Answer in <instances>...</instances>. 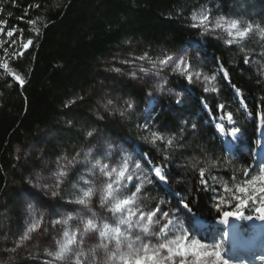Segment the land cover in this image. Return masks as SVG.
Returning <instances> with one entry per match:
<instances>
[{"label": "trees", "instance_id": "trees-1", "mask_svg": "<svg viewBox=\"0 0 264 264\" xmlns=\"http://www.w3.org/2000/svg\"><path fill=\"white\" fill-rule=\"evenodd\" d=\"M200 11L234 19L243 28L250 24L252 32L234 43L204 37L192 26V15ZM0 25L5 28L0 32V63H8L25 80L21 86L0 68V264L44 263L45 229L51 220L43 210L52 186L49 175L73 161L80 164L89 149L95 150V160L104 162L105 153H96L107 144L146 164L155 159L165 171L169 202L178 206L187 200V210L197 218H220L218 204L229 203L221 213L238 210L240 196L225 198L229 187L214 188L217 194L211 189V195L221 198L212 202L200 189L199 172L203 169L206 177L215 164L224 180L234 185L244 175L251 179L257 170L251 151L242 150L256 147L257 121L264 122V0H0ZM13 29V37H8L7 30ZM29 39L33 44L24 50L22 44ZM189 41L199 45L194 51L196 66L218 83L215 94L183 83L179 98L155 100L143 114L137 113V102L124 116L108 122L89 115L90 96L104 79L101 61L115 50L127 42L170 50L188 47ZM21 51L24 55L17 56ZM239 89L247 104L243 110L232 93ZM117 92L140 101L141 91L132 84ZM219 104L233 114L232 127L241 135L239 147L229 156L209 119ZM88 131L94 136L88 137ZM153 132L163 139L155 140ZM112 151V160H119ZM160 190L152 187L149 198L159 197ZM250 201L239 209L245 216L251 215ZM242 220L248 233L247 219ZM170 238L157 239L155 248ZM166 253L162 250L159 258L165 261ZM136 254L141 257L144 252Z\"/></svg>", "mask_w": 264, "mask_h": 264}, {"label": "rangeland", "instance_id": "rangeland-1", "mask_svg": "<svg viewBox=\"0 0 264 264\" xmlns=\"http://www.w3.org/2000/svg\"><path fill=\"white\" fill-rule=\"evenodd\" d=\"M204 15L208 17L209 27H213L216 21L221 20V18H223L224 23L220 28H215L214 31H206L205 27L198 23L199 18ZM197 17V28L204 37L234 43L247 35L244 37L236 35L237 29L243 31L245 28L238 23L237 29H232L229 22L234 19L214 17L207 11H200ZM230 32L231 35H229ZM188 43L190 45L188 47L158 50L127 42L115 50L101 61V73H103L104 79L101 81L100 88L90 96V104L87 106L89 115L98 121H111L120 117L122 112L125 115L130 111L126 102H131L132 109L136 107L138 102L137 109L139 111L137 113L143 114L152 108L155 100L167 96L179 98V89L183 87V83L186 84L185 87H195L204 94H215L218 91L216 79L213 75L198 68L194 62L196 55L194 51L198 49L199 45L191 41ZM168 56L175 59V64L161 65L160 61L165 60ZM190 67L195 69V72L190 73L193 75L191 83L181 75V73L189 74ZM115 68H119L120 72L112 71ZM142 69L143 71H141ZM196 73L200 74L199 77L196 76ZM205 77L208 79L205 80ZM129 84L140 89V101L130 95L117 92L120 87ZM205 88L209 89L207 93L203 91ZM232 93L241 105L237 92L232 90ZM201 106L207 110L204 103ZM227 113L226 110L224 112L217 110L216 115L209 114V119L224 151L229 156L236 146L239 147L241 135L239 132L235 135L221 134L217 130L220 122L219 117L224 116L226 122ZM228 127H232V125ZM263 128L264 122L258 120L257 133L260 136V143L250 150L244 147L242 150L244 154L251 151V158L256 162L257 170L252 171L251 179L244 175L240 184L230 185L224 180L220 169L216 168L215 164L211 166L214 169L213 172L205 177L215 194H217V190L214 188L229 187L226 188L228 193H226L225 198L232 200L235 196L237 200L240 196L241 200H251L250 204L253 205V208L248 206L247 209L252 211L250 216L253 219L245 222L247 226H250L251 231H253L255 223L254 217L258 216L255 209L264 204V193L259 191L261 187H264V180L261 179L262 174H264V162H261L259 157L264 150V137L261 135ZM111 150L118 154L119 160H112ZM94 151V149H89L80 164L73 161L67 168H62L49 175L52 186L47 189L50 196L43 210L51 220L45 229L46 242L44 248L47 254L43 264L126 263L128 262L127 259L135 258L133 253L144 252L143 244H149L150 248H155L157 239L163 237L156 235V233H159L160 228L169 220L174 221L177 218L181 219L185 231L190 232L189 235L192 239L200 240L209 246L207 250H212L215 244L222 242L223 257L229 260V264H264V252L249 255V261L240 259L239 255L235 256L236 260L233 257L230 258L228 253L232 251L230 248L231 239L229 234L225 235L229 231L223 230L217 233L215 229L220 227L216 220L204 223L181 205H172L169 202L168 195L171 192L166 185V180L162 181L154 176V168L150 170V163L141 162L122 148L115 149L107 146H104L103 153H105L106 158L103 162L100 159L95 160ZM137 164L140 165V168L136 167ZM60 172H67L69 175L64 180H60ZM152 187L162 190H160L159 197L149 198V191ZM241 187L247 191L239 192L238 189ZM87 191H91L92 195L85 197L83 193ZM53 192L56 193L55 196L52 195ZM208 193L212 202H220V197L211 195V191ZM80 200H83L84 203H80ZM125 200L128 201L127 204H123ZM117 204L121 205L119 209L116 208ZM49 205L53 206L56 211H53ZM228 206L229 203L223 204L219 210ZM162 212L169 213L168 217L161 215ZM149 215H152L151 219H148ZM231 219L235 224L239 221L235 218ZM88 220H92L97 227H89ZM121 220L126 221V223L121 224ZM104 224L108 225V229H104ZM114 229H119V233L113 231ZM145 229L147 230L145 231ZM100 231H105L106 235L101 237ZM179 234L177 231L176 235ZM118 236L119 240L117 239ZM174 238L175 236L171 235L170 240ZM187 244L191 249L190 241ZM65 246L67 250L64 256L67 259L58 258L57 253L60 252L61 247ZM170 246L173 247L174 252L169 254L166 250L167 253L162 256L165 259L164 264H180L182 259L186 264H197L198 259L200 264H214V257L198 258L191 255V252L182 257L175 254L176 245ZM169 256L172 258L169 259Z\"/></svg>", "mask_w": 264, "mask_h": 264}, {"label": "snow or ice", "instance_id": "snow-or-ice-1", "mask_svg": "<svg viewBox=\"0 0 264 264\" xmlns=\"http://www.w3.org/2000/svg\"><path fill=\"white\" fill-rule=\"evenodd\" d=\"M191 19L193 21L192 26L197 27V21H198L197 15L193 14ZM29 23H32V21H29ZM198 23H199V25L204 26L206 31L210 32V31H214L215 28H220L222 26V23H224V21H223V18H221V20L216 21V23L213 27H209L210 22L208 20V17L206 15H204V16H201L199 18ZM229 23H230V27L232 29H237L238 21L232 20ZM3 31H5V28L3 25H0V32H3ZM15 32H16V29L7 30V36L13 37ZM250 32H252V26L249 24L243 31H240L239 29H237L236 35L239 37H244L247 33H250ZM229 35H231V32L229 33ZM229 43H231V41H229ZM32 44H33V41L31 39H29L26 43L22 44V48L24 50H27L29 48V46H31ZM16 55L17 56H23L24 52L21 51L19 53H16ZM160 63H161V65L175 64V59L171 56H168L165 60H161ZM245 63H250V61L246 59ZM0 68H2L5 72H7L9 74V76L12 79H14L19 85L23 86L25 84L24 78L21 77L20 75L16 74L15 72L11 71L8 63H6V62L0 63ZM112 71L120 72V69L115 68V69H112ZM141 71H143V69ZM193 72H195V69L190 67L189 68V74L181 73V75L184 76L189 83H191L193 81V75L190 73H193ZM199 75H200L199 73H196L197 77H199ZM223 75L227 80L230 81V77H228V74L226 71L223 73ZM204 79L207 80L208 77H205ZM233 88L235 89L234 85H233ZM203 91L205 93H207L209 91V89L205 88ZM237 96L241 102V110H243L244 108L247 107V104H246V99H240V97L242 96V90L241 89L237 90ZM176 103L177 104L181 103V100L177 99ZM126 104H127L128 109L131 110L132 109L131 102H126ZM261 104H264V97L261 98ZM225 107L226 106L224 104H219V105H217V110L219 112H224ZM121 116H124L123 112L121 113ZM219 120H220V122H219V127L217 130L221 134L235 135L239 131L238 128L228 127V126L235 123L233 114L231 112L227 113L226 122H225L224 116H220ZM226 123H227V126H226ZM146 127H147V124H146ZM193 128H195L194 125H193ZM86 134L88 137H93L94 131H88ZM152 136L154 137L155 140L163 139L162 136L156 134L155 132L152 133ZM168 143L171 144L172 141L169 140ZM107 147L112 148L113 145L109 144V145H107ZM96 154L97 155H104V153L100 152V151H98ZM161 159L167 160L168 158L161 157ZM151 160L153 161V163L150 164L149 166H150V170L152 168H154V176L159 178L162 181L166 180V177L164 175L163 166L162 165L161 166H155L154 165L155 159L151 158ZM136 167L140 168V165L137 164ZM113 171H115V169H113ZM68 175L69 174L67 172H60L59 173L60 180H64L65 178L68 177ZM121 175H122V173H121ZM199 177H200L199 185H200L201 191H203L205 193L208 191H211V188L209 187L208 181L205 179V172L203 171V169L200 170ZM261 179L264 180V174H262ZM253 182H254V180H253ZM109 187H111V185H109ZM137 191H139V189H137ZM238 191L243 193L247 190L245 188L241 187L238 189ZM259 191L264 193V187H261L259 189ZM52 195L55 196L56 193L53 192ZM83 195L85 197L91 196L92 192L87 191V192H84ZM28 199H29V197L25 196L24 202H27ZM237 199L239 200V198H237ZM79 202L84 203L83 200H80ZM127 203H128L127 200L123 201V204H127ZM180 204L184 209L190 210V204L187 200L182 199L180 201ZM246 204H247V201L239 200L237 211H223L222 213L220 212L219 207L217 206L216 211H217L218 215L220 216V219L217 220L216 222L218 224H222V225H229L230 218H235L236 220H241V219L252 220L253 219L252 216H245L244 213L239 210L240 208H244L246 206ZM49 207L52 208L53 211H56V209L53 208V206L49 205ZM120 207H121L120 204L116 205L117 209H119ZM255 211H256V213H258V216L256 218L259 219L260 221L264 222V204H262L260 207H257L255 209ZM161 215H163L164 217H168L169 213L162 212ZM151 218H152V215H149L148 219H151ZM120 223L124 224V223H126V221L121 220ZM198 223H199V221H198ZM87 224L89 227H92V228L97 227L93 223L92 220H88ZM229 227H230V233H234L236 241L243 243L248 238V233L246 230H244V227L242 225H229ZM104 229H108L107 224H104ZM146 230L147 229H145V231ZM113 231L119 233V229H114ZM177 231H179V233H180L179 235H176ZM189 233L190 232L188 230L185 231V227H184L181 219L177 218L174 221L169 220L166 224H164V226L162 228H160L159 233H156V235L165 236V238H167L168 235H174L175 238L169 240L168 244L161 243L158 248H150L149 244H143L144 255H143V257H140L139 255L133 253V255H135L134 264H164V261L159 258V254L164 249H166L169 254H172L174 252V249L170 245H176L175 254L180 255L182 257L188 255L189 252H191V255L196 256L198 258H200V257H214L215 258L214 264H229V260L225 259L223 257L222 242L215 244L213 246L212 250H207L209 246L206 243H202L200 240L192 239L191 236L189 235ZM228 234L229 233H225V235H228ZM65 235H67V233H65ZM99 235L101 237H104L106 235V232L100 231ZM21 239H26V236L22 237ZM117 239L119 240V236L117 237ZM188 241H190V243H191V249H189V247H188V244H187ZM66 250H67L66 246L61 247L60 252L57 253V257L67 259L64 256V253L66 252ZM150 250H151V255L148 254ZM171 258L172 257L169 256V259H171ZM127 264H133V261L129 260L127 262ZM180 264H186V262L182 259ZM197 264H200L199 259L197 260Z\"/></svg>", "mask_w": 264, "mask_h": 264}, {"label": "bare ground", "instance_id": "bare-ground-1", "mask_svg": "<svg viewBox=\"0 0 264 264\" xmlns=\"http://www.w3.org/2000/svg\"><path fill=\"white\" fill-rule=\"evenodd\" d=\"M259 157L261 158V162H264V151L262 155H259ZM254 219H257L256 216L254 217ZM220 231H222L221 228L215 229V232L217 233ZM230 248L232 250L230 253H228V256H230V258L233 257L236 260L235 256L239 255L241 257L240 259L244 261H249V255L253 253L259 254L264 252V229L262 231H254L253 233H251L249 242L247 243H240L236 241L234 236H232Z\"/></svg>", "mask_w": 264, "mask_h": 264}]
</instances>
